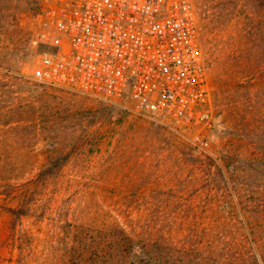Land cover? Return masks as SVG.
Here are the masks:
<instances>
[{"label":"rangeland","instance_id":"rangeland-1","mask_svg":"<svg viewBox=\"0 0 264 264\" xmlns=\"http://www.w3.org/2000/svg\"><path fill=\"white\" fill-rule=\"evenodd\" d=\"M193 3L211 99L207 126L187 128L162 125L81 94L35 83L30 74L41 54L49 50L39 38L46 30L44 11L55 5L54 0H0V114L13 123L16 117L7 110L16 103L30 102L36 106L31 112L40 114L35 117L41 125L39 133L28 128L22 136L30 154L26 173L13 182L8 198L0 197V264H18L19 244H23L28 264L42 262L48 237L56 240L60 220H70L75 213L85 218L100 209L123 222L125 218L157 217L142 205L148 199L161 203L219 201L224 196L220 191L209 192L213 187L201 175L200 161L227 153L250 175L251 190L240 199L251 202L254 233L264 238V207L260 205L264 201V0ZM252 67L262 72L256 83L252 82ZM6 91L12 94L3 97ZM197 140L204 145L198 146ZM69 153L71 159L40 188L32 201L34 210L16 222L13 235V218L7 209L19 208L24 186ZM246 158L250 160L247 165ZM195 159L197 163L190 161ZM239 181L242 178L235 177L237 191ZM222 208L225 212L215 209L216 217L203 219L206 227L238 232L231 208ZM166 209L170 213V207Z\"/></svg>","mask_w":264,"mask_h":264},{"label":"built area","instance_id":"built-area-1","mask_svg":"<svg viewBox=\"0 0 264 264\" xmlns=\"http://www.w3.org/2000/svg\"><path fill=\"white\" fill-rule=\"evenodd\" d=\"M54 4L39 35L49 50L31 80L162 125L207 126L211 89L193 0Z\"/></svg>","mask_w":264,"mask_h":264},{"label":"trees","instance_id":"trees-1","mask_svg":"<svg viewBox=\"0 0 264 264\" xmlns=\"http://www.w3.org/2000/svg\"><path fill=\"white\" fill-rule=\"evenodd\" d=\"M229 60L228 56L227 62ZM252 71V82L256 83L262 72L258 67H252ZM8 93L12 94L6 91L3 97ZM256 98L252 101L255 102ZM14 107L15 112L12 110ZM14 107L7 110L16 117L13 123L5 121V116L0 114V197L5 198L11 194L13 182L26 173L25 162L30 154L28 141L22 136L28 128L36 133L41 129L38 121L40 114L31 112L36 110L35 104L23 102L16 103ZM228 154L221 158L206 156V161H200V173L213 187L209 192L220 191L224 196L221 200L177 199L161 203L148 199L142 205L151 209L157 217L125 218L123 222L100 209L85 218L84 214L75 213L70 220H60L59 236L56 240L53 236L48 237L46 255L42 262L36 264H264V246L260 244H264V238L254 233L252 204L248 199H240L241 195L251 190V185L247 184L250 175L240 169ZM71 155L65 154L52 161L38 173L33 183L26 184L20 191L23 199L19 208L7 209L13 218V235L16 234V222L34 210L35 202L32 201L40 188H45L48 179L61 172ZM190 161L197 163L198 159ZM243 161L247 165L250 160L246 158ZM256 162L260 163L254 160ZM235 177L242 178L238 191ZM261 203L263 208L264 201ZM223 206L231 208L229 213L238 232L206 227L207 223L203 222V219H212L209 215L216 217L218 213L215 209L225 212ZM167 207H170V213ZM22 245H18L17 263L28 264ZM224 251L227 252L225 257L222 255Z\"/></svg>","mask_w":264,"mask_h":264}]
</instances>
